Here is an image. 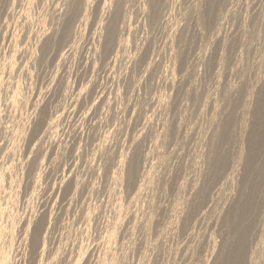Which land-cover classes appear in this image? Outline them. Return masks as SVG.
I'll return each mask as SVG.
<instances>
[{
	"label": "rangeland",
	"instance_id": "rangeland-1",
	"mask_svg": "<svg viewBox=\"0 0 264 264\" xmlns=\"http://www.w3.org/2000/svg\"><path fill=\"white\" fill-rule=\"evenodd\" d=\"M26 1L28 3H25ZM44 1L34 0L30 6L28 0H15L14 5H11L10 0L9 2L8 0H0V26L2 27L0 29V72L2 71L1 68L3 69V74L1 72L0 76L2 74L1 78H4L0 81V100L9 108L6 117L0 110V114L2 113L0 115V172L7 169L5 167L8 162L14 161V165L16 163V165L21 166L19 173L21 183L16 184V192L20 196L23 189L22 178L25 172L27 180L24 185V192L27 193L34 186V173L41 167L42 176L36 187L37 190L34 193L31 191L29 196L25 198V202L33 205V198L40 195L41 200L44 201L41 207L44 208L43 213L47 215L46 225L48 223L51 225L52 235L55 237L54 240L50 241L55 250L49 254L48 264H74L73 261L75 262L77 258L75 253L79 245L87 248L88 264H93L94 260L96 262V259H102L105 246L111 249L124 248L127 246L128 240L134 235H136L137 264H141L144 247L150 242L157 243L158 251L154 257V264H162L164 252L169 245L175 247L177 242H182L185 238L188 239L189 243L192 242V237L189 234L193 229L198 230L201 227L197 217H203L209 211L217 210L213 214L217 219L219 209L221 210L223 206L226 207L228 204L227 196L223 203H219L217 197L219 207L213 206L209 192L219 183L226 181L225 178L230 174L231 169L229 160L227 166H220V170L216 171L217 178L212 179L210 175L206 176L201 185L205 194L201 196L196 192L192 198L198 187V182L193 180L189 187L187 177H185L181 182H186L184 190L181 186L183 184H178V179L184 172V160L187 162L188 159L187 153L180 156L175 164L172 161L176 160V154H173L171 160H169L168 154L172 152L177 139L183 140L184 134L186 138H192L193 144L199 137L198 130L191 125L181 129L185 98L190 104L196 105L197 111L201 107L204 111H208L209 115H211L212 110L218 107L214 100H208V93L209 84L215 81L217 70L220 67V53L222 51L225 53V71L221 95L228 88L231 78L229 69L234 62V54L240 47L243 36L241 30L243 17L240 14L243 6L237 12L231 13L229 8L234 0H216V16L214 15V18L208 23L207 19L200 21L199 17L194 15L196 6L199 4V8L205 7L206 0H172L171 6L165 7L163 5L161 7L160 14L163 15L161 18L164 19V13L172 11L173 5H176L179 11H187L184 22L182 24L179 22L172 23L168 31H165L166 21L160 19L162 23H158V26L149 25V31L153 35L149 36L146 41L141 39L143 25L135 28L139 16H129L131 18L138 17L137 20L135 19L136 21L131 19V26L133 27L131 31H127L128 24L121 23L122 20L119 22L120 24L118 23V26L121 25L119 29L122 28L120 30L124 34L123 39L128 37L129 41L124 48L123 58L121 59L120 51L119 56L112 60L116 52V48L113 47L114 50L110 54L108 53V56L101 55L100 62L95 59V52L98 49L93 50V43H97V37L94 39L93 31L96 27L99 31L97 24H99V18L102 17L104 11L98 9L97 14L95 13L97 17L95 16L94 23L96 24H94L92 31L88 28L83 31L84 36L79 40V46L76 48L78 51L76 49L70 51L71 53H68L66 58L58 63L57 54L54 51H52L53 54L52 52L46 53L47 55L39 53L40 57L34 56L35 59L31 57V53L29 54L34 39L29 40V43L27 38L32 29H37L35 17L40 11H46V9L52 13L50 7L42 6ZM124 2L135 6L133 2L136 1L125 0ZM200 2H202V6H200ZM132 5L129 6L132 7ZM121 6V17L119 18L125 21V15L123 16L125 12L122 11L124 9L123 3ZM99 8L101 7L99 6ZM225 15H227L226 20ZM47 20V24L51 25L49 17ZM222 20H224L223 24L220 23ZM103 22H106V19ZM203 23L207 25H203ZM230 27L231 31H229ZM121 31L119 35H121ZM13 32H16L17 43H12L10 34ZM217 32H219L218 35H216ZM213 36L215 39H212ZM216 39H220L219 42H224V46L220 45ZM202 40L206 43L210 41L211 47L203 60L198 91L196 87L189 89V84L195 78ZM160 48H164L163 53L160 52ZM174 48L177 55L175 61L170 65L168 54L171 56ZM12 54L15 58L11 56ZM3 58L5 59L3 60ZM9 59H12L10 60L13 61L12 65L9 63ZM148 61L152 62V66L151 69L146 70ZM3 62L5 63L4 67H1ZM251 75L255 77V71ZM169 77H172V80ZM248 80L249 77H245L240 86L241 89L238 90L243 91L244 93H240L245 95L242 97L238 91L237 94L236 92L233 93L235 95L232 94V98L230 97V107L226 105L228 111L224 114L223 119L228 118L233 121V126L241 119L239 110L243 107L241 101L245 100L249 90ZM157 81H159L160 87L171 92V99L168 101L162 92L158 102L149 103L153 92L156 90ZM243 88L247 90L246 93ZM14 89L22 99V102H18L19 105L11 103ZM79 91L81 94L76 101V95ZM237 95L238 100L234 98ZM239 95L243 99L239 98ZM130 99L131 104L129 103ZM250 103L251 106L254 105L252 100ZM164 104L167 106L158 110ZM43 105L48 109V116L56 117L59 115V117L58 122H56L58 124L56 132L45 136V144L38 147L39 139H35L45 127H42L41 131L38 130L39 133H31V128ZM137 105H139L138 109L136 108ZM125 107H127L126 111L124 110ZM118 122L123 124V127L116 133L114 141L116 148L113 151L111 137ZM146 125H149L147 129ZM19 128L23 129L25 133L18 132ZM158 129L161 131L157 132ZM194 131L196 132L195 136H193ZM135 141L133 155L138 152L139 156V168L136 175H142L147 169L148 172L144 175V181L140 180L139 183L134 182L132 185H128L124 181L123 175L116 182L114 170L117 168H113L112 161L118 156L120 150L118 145L121 143V152H123L125 142L130 147ZM14 145L21 148V153L19 151L20 154L18 155L17 150L15 157L5 154ZM30 146L32 147L30 148ZM98 149L101 150L99 154L97 153ZM33 159H37V165L35 162L33 163ZM118 159H123V155ZM40 160H43L42 165L39 163ZM160 171L159 187L157 188V177ZM3 173H8V171L5 170ZM61 179L64 181L63 183L60 181ZM68 180L73 181L76 188L73 186L64 190ZM11 181H9V186L15 183V178H12ZM140 184H143V191L140 196H137L135 192ZM222 187L223 184H221ZM8 191H11V187ZM191 198L192 202L190 201ZM208 199L209 207L203 209L207 205ZM185 201H190V206L193 208L192 215L187 218L189 220L185 219V215H183L185 209H183L184 212L180 210V208H186L187 202ZM119 204L123 212L118 220L116 213ZM33 212H35V207H33ZM150 212L154 215V221L147 230L145 221ZM262 212H264V204L260 203V207L251 217L248 245L255 243L256 248L261 244L260 234L264 226V220L261 219ZM176 213L177 215H175ZM178 215L182 217H180L178 229L165 230L163 234L159 235V231L167 223L166 220H169V217H171L170 220H174V216ZM214 217L209 216L210 229L211 227H219L220 221L219 219H217L218 221L215 220ZM115 219L118 224L121 222L116 233L117 241L108 242L106 239L107 229ZM28 220H31V217ZM214 220L216 222L213 224ZM169 232L175 235V240L168 237ZM166 238H168L167 244L164 240ZM176 247L179 256L184 257L187 245L183 248H180L179 245ZM203 248L202 243L197 249L198 255L202 254ZM258 252L260 255H264V248ZM79 264H87V262L82 261Z\"/></svg>",
	"mask_w": 264,
	"mask_h": 264
},
{
	"label": "clouds",
	"instance_id": "clouds-1",
	"mask_svg": "<svg viewBox=\"0 0 264 264\" xmlns=\"http://www.w3.org/2000/svg\"><path fill=\"white\" fill-rule=\"evenodd\" d=\"M150 2L151 0H136L135 7L130 8L129 3H124V0H107V2L104 3V11L101 18L105 21L114 9L123 3L126 24H128L129 16H133V13L138 11L139 19L137 20L135 28L139 27L141 24L143 25L141 39L146 41L149 36L153 35V33L149 31V17L151 16L149 8ZM79 3L81 13L85 8H88L90 14L97 0H93L92 4H88L86 0H79ZM241 6H243V10L240 13L243 17V23L241 25L243 36L240 47L234 54V62L229 69L231 78L228 88L224 90L223 95H221V85L223 83V73L225 71V53L222 51L220 53V67L217 70L215 81L209 84L208 93V100H214L218 107L212 110L211 115H209L208 111H204L201 107L199 111H197L196 105L190 104L187 98H185L181 129L191 125L194 129L198 130L199 137L195 144H193L192 138H186L184 134L183 140L177 139L175 147L172 152L168 154L169 160L172 159L174 153L176 154V160L172 161V163L175 164L180 156L187 153L188 159L187 162L184 160V172L179 177L178 184L187 177V184L190 187L192 181L196 180L198 182V187L193 196L204 183L205 177L216 165L225 157L229 160L231 169L228 177L231 179L219 183L209 192V197L212 198V204L215 207H219V203H223L226 196L228 197V204L237 196L238 181L242 173L243 162L247 153L246 140L250 131V116L248 114V109L250 107L253 92L257 85L261 81H264V0H234V3L229 8V12L235 13L240 10ZM57 9L59 12L64 11V7L61 3L56 4L53 12ZM198 12L199 8L197 5L194 15L198 16ZM47 14L50 15L51 13L47 11ZM56 14L58 15L59 13L56 12ZM186 15L187 11H179L176 5H173V10L164 14V20L166 21L165 31H168L172 23L179 22L182 24ZM226 19L227 15H225V20ZM223 23L224 20L221 21V24ZM231 30L230 27L229 31ZM218 34L219 32L216 33V35ZM123 37V32H121L120 39L122 40ZM212 39H215V36H213ZM101 45L102 44L99 46V51L95 52V59L98 62H100L102 58ZM210 47V41L207 43L203 40L201 41V50L200 53H198L195 78L189 84V89L196 87L199 91V80L203 60L208 54ZM95 48L96 44L94 43L93 49ZM160 52L163 53L164 48H160ZM123 53L124 49L122 48L121 59L123 58ZM176 55L175 48L171 56L168 54L170 65L175 61ZM253 71L256 73L255 77L251 75ZM245 77H249V90L243 107L239 110L241 119L232 127L228 139L225 140L222 120L224 114L228 111V107L231 105V95L239 90ZM169 79L172 80V77H169ZM162 92L169 101L171 99V92L167 91L166 88L160 87L159 81H157L156 90L153 92L149 103L152 101L158 102ZM129 103H132L131 99ZM226 105L228 107H226ZM166 106L167 104L161 105L158 110ZM136 108L138 109L139 105H137ZM0 110L3 111L6 117L9 108L4 105L2 100H0ZM124 110L126 111L127 107H125ZM157 124H159V121H157ZM148 126L149 125H146V129ZM122 127L123 124L118 122L116 128L112 132L111 144L113 145V151H115L116 148L114 143L116 133ZM159 131H161V129H158L157 132ZM143 135L144 133L142 136ZM195 135L196 132L194 131L193 136ZM45 136L46 133L44 136H41L40 133L35 139H39L38 147L45 144ZM135 144L136 141L129 147V144L125 142L123 144V152H121L122 145L120 143L118 145L120 149L118 156L112 163L113 168H118V157L123 155L124 181L135 180L139 183L142 175H136L133 164V148ZM100 151L101 150L98 149L97 153L99 154ZM19 173L20 165L17 164L11 172V176L15 178V183L9 186V174L5 173L2 178L3 186L0 187V264H48L49 254L55 250L50 241L54 240L55 237L52 235L51 225H49V223L42 229H37L39 218L44 212V208L41 207L44 201L41 200L40 195L39 197L33 198V205L26 204L25 198L28 197L31 192H24V185L27 180L26 172L22 178L23 189L19 198H17L16 184L21 183ZM160 175L161 171L157 177V188L159 187ZM221 184H223L222 188ZM9 187H11L10 192L8 191ZM217 197L219 203H217ZM190 201L186 204L185 213L190 207ZM33 207H35V212H33ZM206 207H209V199L207 205L203 209ZM227 207L224 209V213L227 211ZM209 216H213L211 211L203 217H197L201 227L198 230L196 228L193 229L189 234V236L192 237L191 243L188 242L187 238L182 242L176 243L180 248L187 245L184 257L179 256L176 245L175 247L169 245L164 252L162 264H264V255L255 252L253 248L255 243L249 244L245 250L243 244L237 241L236 237H233L232 239L237 242V250L235 253H230L227 246L222 247V237L224 233L221 231L220 227L215 230L212 227L210 229L211 222L209 221ZM29 217H31V225L26 231L25 225L28 224ZM261 219L264 220V212L261 213ZM168 237H172V239L175 240V235H173L172 232L168 233ZM164 240L167 244L168 238ZM202 243L204 248L202 254L198 255L197 249ZM42 244L46 248V253H42ZM133 249H135V252H133ZM157 251V243L155 242H150L145 246L141 264H154V257H156ZM136 256V235H134L128 240L126 247H116L115 249L109 250L108 256L106 258L102 257V264H137ZM85 262L88 264V261ZM93 264H96L95 260Z\"/></svg>",
	"mask_w": 264,
	"mask_h": 264
},
{
	"label": "bare ground",
	"instance_id": "bare-ground-1",
	"mask_svg": "<svg viewBox=\"0 0 264 264\" xmlns=\"http://www.w3.org/2000/svg\"><path fill=\"white\" fill-rule=\"evenodd\" d=\"M10 1H11V5H14L15 0H10ZM28 1H30L28 5H30V3L32 5L34 0H28ZM55 1L56 0H54V1L53 0H45L42 3V6H44V7H46V6L48 7L49 6L50 9H51L50 11H52V13L50 12L51 14L48 15L46 8H45L46 11H44V10L40 11V13L35 17V21L36 22L34 21L36 23L35 25H36L37 29H35V30L32 29L31 32L29 30L30 33H29L27 39H28V41L31 40V39H34V43L30 47L32 49H30L31 51L29 52V54L31 53V57L32 58L34 56H36V58H37V55L39 53L40 54H46V53L48 54V52L54 51L55 54H57V59H58L57 61L59 63V61L62 62V60H64V58H66V55L68 53H71L72 50L75 51V49L79 46V44H78L79 40L84 36L83 31H86L87 28L91 29V31H92V28H93L94 24H96L94 22L96 20L95 16H96V14L98 12V9L104 10V3H106V0L104 2L102 1L103 5L100 4L101 0H97V3H96L94 9L92 10V12L90 14H89V9L88 8H85V10L81 13L79 0H60V1H56V2ZM133 1L134 0H132V2ZM171 1L172 0H166V1L165 0H151V2L149 4V8H150V12H151V16L149 17V25L156 27V25L158 26V23H162V22H160V19H162L161 16L163 17V15L160 14L161 7L163 5L165 7H167L168 5L171 6L173 4V1L172 2ZM206 1H207L206 6L204 5L205 7H203V8H199L198 7L199 8L198 17H199L200 21L207 19L208 23H209L214 18V15L216 16V14H215L216 11H217L216 8H215L216 0H206ZM8 2H9V0H8ZM86 2L88 4H92L93 0H86ZM25 3H28V2L26 1ZM58 3H61L62 6L64 7V11L63 12H59L58 9L55 10V12H53V9H55L56 4H58ZM124 3H126V2H124ZM134 3H136V2H133V4ZM201 3L202 2H200V6H202ZM121 4L118 5L114 9V11L111 13V16H108L106 18V22H103L102 21L103 19L99 18L100 21L98 22L99 24H97L99 26V29H98L99 31H97V27L93 31V34L95 35L94 39L97 37L96 48L98 49V51H99L100 44H102L101 45V55L108 56L110 54V52L112 50H114L113 47L116 48V52L114 53V58L112 60H115V58L119 56V52L121 51V49L122 48L124 49L125 46L127 45V43L129 42L128 41V37H126V39H122L121 40L120 39L121 35H119V32L122 30V28H120L121 30L119 29V27L121 25L118 26V23L121 22V20L123 21L121 23H123V24L125 23V21L123 19L119 18V17H121L120 16V14H121L120 11L122 9ZM203 4H205V2ZM129 5H132V4H129ZM30 6H28V7L30 8ZM99 6L101 8H99ZM120 6H121V8H120ZM25 7H26V4H25ZM132 7H135V6L132 5ZM12 8H13V6H12ZM24 9H26V8H24ZM167 10H168V8H167ZM122 11H124V9ZM56 12H58L59 14L57 15ZM162 12H164V10ZM28 13H29V11H28ZM28 13H27V17H28ZM124 15H125V13L123 14V16ZM133 15L134 16H139L138 11L133 13ZM4 16H6V15H4ZM48 17H49V19L51 21V22L49 21L51 23V25L47 24V21H48L47 18ZM129 18H130V20H128L129 22H128V26H127L128 27L127 31L128 30L131 31V28H133L131 26V21H132L131 19H134V20L136 19L137 20L138 17L137 18L129 17ZM119 19H120V21H119ZM163 20L164 19H162V21ZM220 23H219V25H220ZM31 24H29V25H31ZM204 24H206V23H203V25ZM0 25H1V22H0ZM216 26H217V24H216ZM1 28L2 27L0 26V29ZM124 28H126V26ZM88 32H89V30H88ZM103 33H104V35H103ZM10 35L12 37L11 38V40L13 41L12 43H14V42L17 43L18 40L16 39V37H17L16 32L11 33ZM169 40H170V38H169ZM219 40L216 39V41H218V43L220 45L224 46V42H219ZM29 43H30V41H29ZM25 50H26V48H25ZM93 50H95V49H93ZM52 54H53V52H52ZM4 56L6 57V55H4ZM11 56L13 57L14 55L12 54ZM42 56H44V55H42ZM1 57H3V56H1ZM13 58H15V56ZM4 59L5 58H3V60ZM33 59H35V58H33ZM10 60H12V59H9V63L11 64L13 61L11 62ZM31 62H32V59H31ZM112 62H114V61H112ZM94 63H95V61H94ZM4 64L5 63L3 62V65L1 67H4ZM151 66H152V62L148 61V64H147L145 69L146 70L151 69ZM1 70L3 71L2 68H1ZM10 71H11V69H10ZM2 74H3V72H2ZM2 74L0 76V81H2L4 79V78L3 79L1 78ZM243 90H245V88H243ZM246 91L247 90H245V93H246ZM240 92H243V91H238V94L242 95V93H240ZM30 94H31V92H30ZM80 94H81V92L79 91L78 94L76 95L77 96V98L75 99L76 101H77L78 97L80 96ZM236 94H237V92H236ZM233 95H235V94H233ZM243 95H245V94H243ZM243 95H242V97H243ZM247 95H248V91H247L246 97H247ZM253 96H254V99H252V103H254V105L251 106V103H250V107L248 109V114H250V117H252V120H250V131L248 133L247 140H246L247 153H246V156H245V159H244V162H243L241 178H240V181H239L240 184H239L238 190H237V196H236V198L234 200H232L228 204V207L226 205L227 211L225 213H224V209L226 208L225 206H223V208H221V210L219 209V212L217 213V219H219V221H220L219 227H220L221 231H223V233H224V236L222 237V247L227 246L229 251H230V253H235L236 250H237V242L232 239L233 237H236L237 241L242 243L244 248H245V250H246V248L248 246V243L250 242L249 231L251 229V217L254 215L255 211L260 207V203L264 204V81H261L257 85V89L252 94V97ZM12 97H13V98H11L12 99V102H11L12 104H14V103L18 104V102H20V101L22 102V99L17 94L16 89L13 90V96ZM242 97L239 95V98H242ZM234 98H237V100H238V95H237V97L235 96ZM239 101H241V100H239ZM244 102H245V100L241 101V104H244ZM241 106H243V105H241ZM40 109L41 110L39 111L38 117L33 122V127L31 128V133H36V132L39 133V131H41L43 129L42 127H45V128L41 131L42 132L41 136H44L45 133H46V136H47L48 134L56 132V127L58 125L56 122H58L57 119H58L59 115H57L56 117L48 116L49 115V114L47 115V110L48 109L44 105ZM61 112H62V110H61ZM232 122L233 121L229 120L228 118L227 119L225 118V119L222 120V125H223V128H224V139L225 140H227L229 135H230L231 129L233 127V123ZM166 128H168V127H166ZM18 132L23 133V134L25 133L23 131V129L22 130L20 129ZM15 133H14V135H15ZM33 135L35 136V134H33ZM16 136H18V135H16ZM164 136H165V134L163 135V138H164ZM16 142H18V141H16ZM31 147L32 146H30V148ZM20 149L21 148L17 147V145H14L13 147L9 148L7 150V152H5V154H7L8 156H14L15 157L17 150H18V152H17L18 155L21 153ZM19 151H20V153H19ZM44 155H45V152H44ZM138 157H139L138 156V152L134 153V155H133V164H134V167H135V173H136V171L139 168ZM43 160H40V162H39L41 165L43 163L42 162ZM13 162L12 163L8 162V165L5 167V168H7L5 170H7L8 174H9V181H11L12 178H14L13 176H11V172L15 168L16 163L14 165ZM34 162L36 163L37 159L36 160L33 159V163ZM227 164H228V159L225 157L223 160H221L220 163H218L216 165V167L212 170V173L211 174L209 173L208 175H210V177L212 179L217 178L216 177V173H217L216 171L220 168V166H224V165L227 166ZM36 165H37V163H36ZM25 166H26V164H25ZM123 168H124V159H118V168L116 170H114V179L116 180V182H118L119 181L118 179L122 178V176L124 175ZM221 168H224V167H221ZM3 172H0V186L2 185L1 181H2L3 175L5 174ZM147 172H148L147 169L144 170V172L142 174V177H141V181H144L143 178L145 177L144 175L147 174ZM31 174H32V172H31ZM41 176H42V170H41V167H39V169L33 175L34 186L32 187V190H31V191H33V193H34L35 190H37L36 187L39 184V180L41 179ZM228 176H226V178H225L226 180H230L231 179ZM60 181L62 183L64 182L62 179ZM68 181L69 182L63 188L64 190H68V189L72 188L73 186H75V188H76V185H74L75 183H73V181H70V180H68ZM125 181L127 182L128 185H132L134 182H136L135 180H125ZM11 182H13V181H11ZM121 182H123V181H121ZM181 184H183L181 186L183 188L182 190H184V188H185L184 185L186 184V182L185 183H181ZM142 186H143V184H140V186L137 188V191L135 192V194L137 196L141 195V193L143 191ZM197 186H198V184H197ZM178 187H180V186H178ZM75 188H73V189H75ZM112 190H114V189H112ZM197 192L201 196H202V194H205L204 189L202 187H200L197 190ZM33 193H31V194H33ZM16 195H17V198H19L18 192H16ZM192 201L193 200H191V202ZM194 201H195V199H194ZM185 202H187V201H185ZM5 204H6V202H5ZM180 207H182V206H180ZM117 209L118 210H117V213H116V215H117L116 219L119 220V216L123 212V209H122L120 204H119V206H117ZM183 209H185V208L184 207L180 208V210H182L184 212ZM180 210H179V212H180ZM216 212H217V210L212 212V213L214 214ZM192 213H193V208L190 206L188 211L185 214H183V215H185V219H187V218H189L192 215ZM175 215H177V213ZM180 215L183 217L182 214H180ZM180 215H178L176 217L174 216L173 219L176 222L174 220H170L171 217H169V220H166L167 223L165 224V226H163V228L159 231V235L163 234L165 230L175 229V228L178 229L180 221H181L180 219L182 218ZM153 217H154V215L152 214V212H150L148 214L147 220L145 221L147 230H149V228L152 225V222L154 221ZM213 217L214 216H212V218ZM176 218H179V219L176 220ZM116 219H115V221L110 223L111 224L110 226L107 225L109 227L107 229V234H106V239L108 240V242H111L113 240L117 241L116 233L118 231V228H119V225H120L121 222L118 224L116 222ZM217 219L215 218V220H217ZM187 220H189V219H187ZM215 220L213 221V224L216 222ZM46 222H47V215L45 213H43L40 216V218H39V222L37 223V229H42L46 225ZM48 222H49V220H48ZM263 224H264V222H263ZM30 225H31V220H28V224L25 225L26 231L30 227ZM213 229L215 230L216 228H213ZM260 235H261V239H260V243L261 244H259V247H257V248H256V246H253L255 248L254 249L255 252H257V253H259L258 251H260L261 248L262 249L264 248V226L262 228V232H261ZM45 250H46V248L42 244V253H44ZM109 250H111V248L108 247V246H105V248L103 249V252H102L104 258H106L108 256ZM87 251L88 250H87V248L85 246L79 245V247L77 248L76 253H75V254H77V258H76L75 262L73 261V263L74 264H79L82 261H84V262L87 261V256H88V254H86ZM96 264H102V259H96Z\"/></svg>",
	"mask_w": 264,
	"mask_h": 264
}]
</instances>
